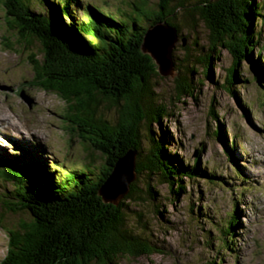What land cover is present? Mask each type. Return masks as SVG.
I'll list each match as a JSON object with an SVG mask.
<instances>
[{
    "label": "trees",
    "instance_id": "trees-1",
    "mask_svg": "<svg viewBox=\"0 0 264 264\" xmlns=\"http://www.w3.org/2000/svg\"><path fill=\"white\" fill-rule=\"evenodd\" d=\"M254 1L159 0L157 10L151 11L147 0H136L132 14L116 21L90 7L83 12L85 19H77L73 7L78 0H0L5 41L10 43L4 45L9 50L23 49V64L33 71L29 85L60 98L67 106L64 119L70 135L76 132L83 144L105 160L97 174L88 165L62 180L45 164L0 163V226L8 239L0 264H114L122 256L137 259L156 253L148 238L129 227L127 202L155 201L158 195L151 178H159L179 196L185 192V179L211 175L202 171L198 161L185 164L168 151L170 133L162 126L168 109L154 99L153 80L160 73L153 59L142 52L146 31L166 22L178 29L180 38L177 20L193 32L202 23L209 31L211 55L225 48L233 58L225 88L236 96L234 85L245 60L251 64L256 83L264 85L262 65L252 55L258 47L255 26L264 13ZM143 20L149 22L148 28L141 24ZM261 52L258 47V55ZM211 55L199 60L209 77ZM176 72V100L192 96L196 89L187 73L194 72L193 67ZM107 107L120 111L118 123L100 115ZM211 114L217 118L213 110ZM154 125L160 127L158 135ZM215 135L231 158L221 126ZM131 149L137 155V179L119 206L106 204L99 196L100 188ZM145 177L148 181L142 182ZM4 183L13 189L4 188ZM231 212L220 230L225 249L232 245L240 226L238 212Z\"/></svg>",
    "mask_w": 264,
    "mask_h": 264
},
{
    "label": "rangeland",
    "instance_id": "rangeland-1",
    "mask_svg": "<svg viewBox=\"0 0 264 264\" xmlns=\"http://www.w3.org/2000/svg\"><path fill=\"white\" fill-rule=\"evenodd\" d=\"M135 1L78 0L73 8L80 20L85 19L83 12L90 7L122 21L132 14ZM254 2L262 5L264 13V0ZM159 5V0H147L148 10L156 11ZM262 20L255 26L259 33L256 42L262 52L258 55L256 47L252 55L264 71ZM177 23L182 29L180 38H185L187 44L183 47L181 39L176 44L175 73L153 80L154 99L168 109L169 117L162 121L170 133L168 151L176 153L185 164L198 161L211 178L185 179V192L179 196L172 194L159 178L149 179L157 191L156 200L145 204L127 202L130 206L126 216L129 227L148 238L156 253L137 259L122 256L114 264H264V85L256 83L251 64L245 60L238 70L240 80L234 85L237 95H232L225 88L233 64L230 53L218 48L211 55L209 31L202 23L194 32L181 19ZM141 24L149 26L146 20ZM5 29L0 5V163L29 165L36 161L50 167L61 180L68 178L71 171L86 170L88 165L96 169L95 174L99 173L105 160L83 144L76 132L70 135L64 119L67 106L60 98L29 85L33 71L23 64V49L6 48L4 43H10L5 41ZM207 55L212 56L210 77L205 76L199 62ZM187 66L193 67L194 72L187 75L196 90L192 96L176 100V69L184 73ZM212 110L217 118L212 116ZM100 115L113 123L121 119L115 107L103 109ZM219 126L232 151L231 158L215 135ZM153 129L158 135L160 127L154 125ZM145 134L143 130L141 137L147 150ZM89 154L94 159H89ZM140 180L148 181V177ZM3 187L13 189L10 183ZM232 210L238 212L240 226L232 245L225 249L220 230L228 223ZM7 241L0 226V261Z\"/></svg>",
    "mask_w": 264,
    "mask_h": 264
},
{
    "label": "water",
    "instance_id": "water-1",
    "mask_svg": "<svg viewBox=\"0 0 264 264\" xmlns=\"http://www.w3.org/2000/svg\"><path fill=\"white\" fill-rule=\"evenodd\" d=\"M179 39L186 47L187 40L179 38L178 29L166 22L151 26L146 31L142 52L153 59L161 76L175 73L173 52ZM136 156V151L131 149L116 162L99 191L104 203L119 206L128 195L130 185L137 179Z\"/></svg>",
    "mask_w": 264,
    "mask_h": 264
},
{
    "label": "bare ground",
    "instance_id": "bare-ground-1",
    "mask_svg": "<svg viewBox=\"0 0 264 264\" xmlns=\"http://www.w3.org/2000/svg\"><path fill=\"white\" fill-rule=\"evenodd\" d=\"M0 131H2V126H0Z\"/></svg>",
    "mask_w": 264,
    "mask_h": 264
}]
</instances>
